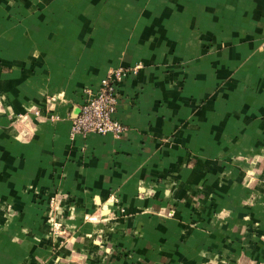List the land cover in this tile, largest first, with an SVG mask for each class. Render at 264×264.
<instances>
[{
	"label": "crops",
	"instance_id": "0c3cea01",
	"mask_svg": "<svg viewBox=\"0 0 264 264\" xmlns=\"http://www.w3.org/2000/svg\"><path fill=\"white\" fill-rule=\"evenodd\" d=\"M0 264H264V0H0Z\"/></svg>",
	"mask_w": 264,
	"mask_h": 264
},
{
	"label": "built area",
	"instance_id": "2783aa9c",
	"mask_svg": "<svg viewBox=\"0 0 264 264\" xmlns=\"http://www.w3.org/2000/svg\"><path fill=\"white\" fill-rule=\"evenodd\" d=\"M140 64H136L130 69L123 67H112L106 75L102 77L97 86H87L84 88V100L79 108L78 114L72 119L69 137L76 135L85 136L88 133L110 134L116 138L125 131V125L116 117L117 105L119 102L118 86L128 73L136 74ZM51 99L49 103L52 104ZM50 104V106H51ZM39 115V111H34ZM22 118V114H18ZM52 119H58L57 115H50ZM54 203V198L50 200ZM54 205V204H53ZM54 229L58 230L59 224L53 223Z\"/></svg>",
	"mask_w": 264,
	"mask_h": 264
}]
</instances>
